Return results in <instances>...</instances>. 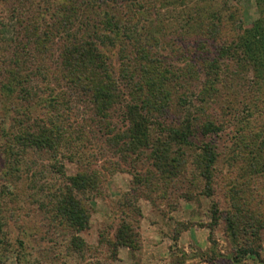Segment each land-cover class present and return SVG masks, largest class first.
<instances>
[{
	"label": "rangeland",
	"instance_id": "374dc122",
	"mask_svg": "<svg viewBox=\"0 0 264 264\" xmlns=\"http://www.w3.org/2000/svg\"><path fill=\"white\" fill-rule=\"evenodd\" d=\"M141 4L133 22L139 27L145 24L144 32L150 39L145 47L154 53L155 76L165 77L169 72L176 77L170 89V118L165 113L158 116L160 124L156 121L157 125L151 127L153 139L164 140L161 131L165 123L176 124L179 119L182 124L189 117L193 136L189 144L171 148L176 162L171 174H160L155 166L157 143L145 151L146 156L132 157L126 163L122 157L112 156L103 140L102 185L98 199L87 202L90 228L80 235L92 248L90 258H94L80 263L77 258L67 261H104L107 247L99 245L104 240L101 236L111 239L122 223L140 234V224L146 217L168 231L172 241L187 245L198 264H264V44L244 47L242 41L243 35L257 26L264 31V0H148L145 8ZM13 25L10 18L0 15V64L5 69L17 38ZM106 48L114 63L119 60L115 80L121 86L133 47L124 50L126 53H120L117 47ZM145 68L149 69L146 63ZM0 71L1 88L10 79L4 69ZM30 81L38 84L32 78ZM3 95L0 92V201L6 222L0 227V239L4 240L0 264H62L52 252L60 247L51 242L57 230L48 229L50 215L37 204V194L29 188L32 174L46 192L47 187L54 188L57 176L50 171L48 158L36 150L26 154L28 171L13 183L19 197L3 193L11 182L7 176V162L12 161L6 153L8 136L26 121L15 110L33 106L30 125L39 124L41 113L44 121L51 116L36 101L26 105L29 103L19 90L11 98ZM116 108L110 113L111 123L122 130L124 119L118 114L119 106ZM89 111L81 107L80 117ZM67 167L68 175L79 169L78 165ZM43 193L39 194L45 204L48 193ZM127 203L133 209L127 208ZM192 230L202 248L189 241ZM178 247L172 251L173 262L184 264L186 257Z\"/></svg>",
	"mask_w": 264,
	"mask_h": 264
},
{
	"label": "trees",
	"instance_id": "16d2710c",
	"mask_svg": "<svg viewBox=\"0 0 264 264\" xmlns=\"http://www.w3.org/2000/svg\"><path fill=\"white\" fill-rule=\"evenodd\" d=\"M108 1L111 4L105 0H0V15L14 22L13 30L17 34L11 61L6 69L0 64V70L4 69L10 79L1 86L0 92L11 98L19 90V95L29 103L26 105L36 101L35 104H41L51 116L44 121V113H41L39 124L30 125L29 112L33 106H21L15 110L20 119L26 121L8 136L6 153L12 161L7 162V176L11 182L3 193L14 199L19 197L18 188L13 183L28 171L24 161L26 154L36 150L38 155L48 158L50 169H53L50 171L57 176L54 188L47 187L49 192H46L36 183L33 174L29 188L34 195L37 194V204L50 215L48 229L57 230L51 242L60 247H55L52 252L54 259L62 264H69L68 258H77L79 263L94 258H90L92 248L80 235L90 228L87 202L98 199L101 173L105 171L101 158L106 145L112 156L122 157L128 163L132 157L146 156L145 151L157 143L153 152L155 166L160 174H171L176 163L171 157V148L177 144H189V138L193 136V121L189 117L182 124L179 119L178 125L165 123L161 131L164 140L153 139L151 127L157 125L156 121L160 124L158 116L165 113L170 118V89L176 77L169 72H165V77L155 76L154 53L145 47L150 41L144 32L145 24L139 27L133 22L141 2ZM141 1L145 8L143 4L148 0ZM262 28L257 26L243 35L244 47L252 43L264 44ZM107 46L120 48V53H126L124 50L129 46L133 47L127 77L122 79L121 86L115 80L118 74L116 61L119 63V60L114 63L109 58ZM145 63L149 69L145 68ZM31 78L32 82L38 83L36 86L32 85ZM133 89L135 92L131 94ZM117 106L118 114L124 119L122 130L111 123ZM81 107L89 109V114L80 117ZM17 147L18 151L15 150ZM204 152L206 157L205 149ZM210 154L207 157L213 163ZM68 164L79 166L74 175H68ZM41 191L48 193L45 204L39 194ZM34 195L31 198L34 199ZM126 207L133 209L130 203ZM3 212V202L0 201V227L6 222ZM101 238L104 240L99 245L106 246L107 253L104 252L105 260L96 259V264L115 263L121 248H140V234L125 223L117 227L111 239ZM3 243L4 240L0 239V246Z\"/></svg>",
	"mask_w": 264,
	"mask_h": 264
},
{
	"label": "crops",
	"instance_id": "0c3cea01",
	"mask_svg": "<svg viewBox=\"0 0 264 264\" xmlns=\"http://www.w3.org/2000/svg\"><path fill=\"white\" fill-rule=\"evenodd\" d=\"M139 232L140 248L137 250L121 248L118 252V261L113 264H175L172 258V251L176 246L183 249V254L186 257L184 264H198L197 259L193 257V251L188 249L185 244L172 241L170 233L158 228L156 221L149 222L145 217L140 224ZM195 235L196 232L193 230L189 232V241L195 246L202 248L203 244H198V239ZM178 243L179 245H177Z\"/></svg>",
	"mask_w": 264,
	"mask_h": 264
}]
</instances>
